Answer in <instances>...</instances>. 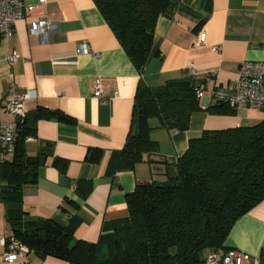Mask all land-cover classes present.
<instances>
[{"label":"crops","instance_id":"obj_1","mask_svg":"<svg viewBox=\"0 0 264 264\" xmlns=\"http://www.w3.org/2000/svg\"><path fill=\"white\" fill-rule=\"evenodd\" d=\"M177 1L204 21L192 31L196 19L186 12H178L173 19L158 16L152 52L142 73L92 0H46L31 12L25 9L9 40L0 37V107L10 98L12 88L31 90L35 96L26 100L25 116L35 135L25 139L26 148L29 155L46 152L37 181L23 187L19 201H0V238L12 234L7 210H17L24 212L27 221L49 218L61 226L75 213L80 218L75 238L96 242L106 223L128 214L126 195L138 182L163 178L165 166L157 159L170 161L182 155L189 140L204 130L264 120V110L256 108L241 107L229 114L205 111L218 103L207 91L234 85L242 61H264V0ZM37 2L24 0L25 5ZM41 15L53 24L46 41L29 32L30 23ZM200 31H204L207 45L194 47L192 41ZM84 41L90 52L78 53L77 47ZM214 45L220 50H212ZM11 52L18 59L9 66L4 59ZM191 63L196 69L191 77L206 90L197 97L202 110L191 114L187 130H151V138L158 143L157 152L150 155L153 162L115 170L111 158L126 140L138 82L158 86L190 76ZM97 78L104 101L92 94ZM11 156L0 151V161ZM224 247L245 252L243 264H253L255 259L264 264V200L237 219ZM4 249L0 245V253ZM19 259L7 263L0 258V264H68L33 251Z\"/></svg>","mask_w":264,"mask_h":264},{"label":"trees","instance_id":"obj_2","mask_svg":"<svg viewBox=\"0 0 264 264\" xmlns=\"http://www.w3.org/2000/svg\"><path fill=\"white\" fill-rule=\"evenodd\" d=\"M92 1L139 73L151 55L158 16L173 19L186 12L196 19L192 31L204 21L177 0ZM200 85L191 76L158 86L140 80L126 140L111 158L114 169L131 170L154 160L150 155L158 143L150 136L152 129L187 130L191 114L202 110L195 95ZM205 111L236 110L215 103ZM34 135L26 116L17 120L12 156L0 161L2 202H18L23 187L38 179L46 152L28 154L25 139ZM157 161L165 166L163 178L138 182L126 195L128 214L106 223L96 242L75 238L80 223L75 213L61 226L49 218L27 221L24 212L7 210L12 235L38 256L68 264H205L207 253L226 249L224 241L237 219L264 200V120L204 130L189 140L182 155Z\"/></svg>","mask_w":264,"mask_h":264},{"label":"built area","instance_id":"obj_3","mask_svg":"<svg viewBox=\"0 0 264 264\" xmlns=\"http://www.w3.org/2000/svg\"><path fill=\"white\" fill-rule=\"evenodd\" d=\"M46 0H38L35 4H24V0H0V37L9 40L14 32V24L23 18L25 9L32 11L37 6H42ZM53 28L45 15H41L36 21L30 23L29 32L37 35L42 41H46ZM207 45L204 31H200L193 39L192 46L201 47ZM214 51H219L220 46H211ZM77 52H90V46L84 41L77 47ZM18 55L11 52L5 55V62L11 66L17 62ZM190 76L196 75L195 65L191 63L188 68ZM10 98L0 107V151L4 154L14 150L15 131L17 120H22L27 112L25 102L34 97L31 90L11 89ZM206 90L200 85L196 91V97L200 98ZM218 103H225L235 109L249 107L264 110V61H242L238 66V77L234 85L225 88H214L207 91ZM95 98L103 99V87L99 78L95 79L92 88ZM104 101V99H103ZM28 137L27 140H31ZM0 245L4 251L0 253L1 260L7 263L19 262V258L25 257L31 250L12 234L6 238H0ZM247 254L234 248L218 249L205 256V264H243ZM255 259L253 264H258ZM24 263V262H23Z\"/></svg>","mask_w":264,"mask_h":264}]
</instances>
